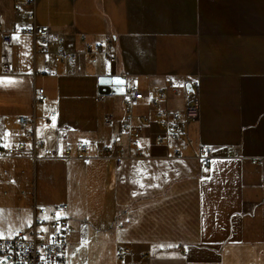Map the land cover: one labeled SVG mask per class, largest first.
<instances>
[{
    "label": "crops",
    "instance_id": "1",
    "mask_svg": "<svg viewBox=\"0 0 264 264\" xmlns=\"http://www.w3.org/2000/svg\"><path fill=\"white\" fill-rule=\"evenodd\" d=\"M16 2L0 0V138H24L18 119L26 116L28 127L55 147L58 126L48 118L57 112L60 125L74 126V143L127 145L125 96L99 93L101 76L120 75L146 94L134 119L143 154L131 147L121 163L2 157L0 209L3 195L13 194L19 214L28 208L34 222L37 207L68 204L65 215L75 228L102 235L111 248L108 264H264V0H37V24L49 25L80 53L75 65L53 64L55 74L47 76L40 74L45 55L22 31L33 23L29 10H15ZM6 32L14 33L11 46L4 43ZM83 35L93 46L113 40L117 61L102 55L93 64ZM8 66L13 74L4 73ZM170 78L179 91L165 105L175 110L185 109L187 84L199 81L200 117L168 145L156 140L162 129L151 96ZM42 87L50 100L35 104V90ZM107 115L114 116L113 125L106 124ZM202 148L211 157L209 167ZM32 162L34 185L26 167ZM38 180L60 191L61 201L39 203ZM29 183L35 188L32 206L23 189ZM106 192L115 209L111 223L102 213ZM76 198L97 201L96 223L74 217ZM80 247L70 243V264H84L74 260ZM124 247L132 254L120 259Z\"/></svg>",
    "mask_w": 264,
    "mask_h": 264
},
{
    "label": "built area",
    "instance_id": "2",
    "mask_svg": "<svg viewBox=\"0 0 264 264\" xmlns=\"http://www.w3.org/2000/svg\"><path fill=\"white\" fill-rule=\"evenodd\" d=\"M36 3L37 0H17L14 5L15 10L21 11L28 8L29 19L33 22L31 26L22 31L35 39V51L45 55V67L41 75H53L55 70L53 64L75 65L80 57L77 51L69 50L66 46V39L54 33L49 25H38L36 22ZM2 25L0 24V30ZM6 46L14 44V33L6 32L3 35ZM85 43V55L93 64H98L100 57L106 56L110 62H116L115 44L113 40H107L103 45L93 46L83 35ZM4 73L13 74L11 67H5ZM37 75V74H35ZM191 87L187 89V101L184 110H175L165 105L171 93H177L179 87L175 79L170 78L168 82L157 88L155 95L151 96V105L156 110L157 122L162 129L156 140L159 143L171 144L181 140L186 134L184 124L197 120L200 117V83L194 80ZM124 100L125 119L123 128L128 134V144H93L88 140H79L74 143L71 134L75 130L69 122L61 125L58 123V113L53 112L48 118V122L58 126L57 144L50 147L45 139L38 137L36 127L29 128L30 119L26 116L19 117V124L23 130L24 138H0V158L27 157L37 160L40 157L60 158L77 156L80 158H105L114 159L121 163L126 156H130L131 147L138 148L140 155L143 154L141 132L134 126L135 109L138 101L144 99L146 94L136 87H128ZM49 96L45 88L35 90V104L49 102ZM146 122L147 118L143 117ZM115 118L107 115L105 122L113 125ZM8 145V146H5ZM91 151L93 154L91 155ZM180 155V152L178 151ZM204 166L209 167L211 157L202 148ZM254 164H262L263 159H254ZM8 173V170H5ZM69 209L68 204L56 205L52 208L37 207L34 224L31 230L20 231L15 236L8 239H0V262L2 264H70V240L69 218L65 212ZM59 213V215H58ZM47 227L52 229L49 233L45 231ZM128 254H132L131 247H124L118 251V257L123 259ZM148 255L143 254L142 260L147 259Z\"/></svg>",
    "mask_w": 264,
    "mask_h": 264
},
{
    "label": "rangeland",
    "instance_id": "3",
    "mask_svg": "<svg viewBox=\"0 0 264 264\" xmlns=\"http://www.w3.org/2000/svg\"><path fill=\"white\" fill-rule=\"evenodd\" d=\"M42 57L38 55V61L40 62ZM29 108V113H32V107L30 104H27ZM136 110H139V107ZM38 112H41V108H38ZM10 113V112H9ZM14 115V114H13ZM50 145V144H49ZM51 146V145H50ZM30 165L26 164L30 172V181L32 185L33 177H34V165L33 162L29 163ZM46 169H51V165L45 167ZM29 183L27 186H24L23 189L28 194L26 197H29L32 200L33 205V196L35 194L34 186ZM12 195L11 196H4L3 195V206L2 212H0V230H3V235L6 237H13L15 236L20 230H24V232L29 231L33 227V218L30 217V210L26 208L22 213L19 214L18 205L12 203ZM38 196L39 203H44V205H51L56 204L61 201L62 193L58 190L51 189L47 184L42 183L38 180V190L36 192ZM2 197V192H1ZM105 199L103 202V219L107 223H111L112 218L114 217V205L110 200L109 193L106 192ZM72 210L70 212L75 211L76 219H88L92 223H96L97 220L100 218V211L97 209V201L92 198L90 201L87 199H73L72 203ZM93 206L94 209H93ZM29 207V206H28ZM21 209V208H20ZM73 220L69 221L70 230H69V240L71 246H75L77 244H81L82 247L79 248V251L76 254L74 260L76 262H82L84 264H108L113 258V252L111 248L108 247V244L104 242L102 235H98L96 233H90L86 230L79 232V229L75 228V223L73 224ZM86 231V232H85Z\"/></svg>",
    "mask_w": 264,
    "mask_h": 264
},
{
    "label": "water",
    "instance_id": "4",
    "mask_svg": "<svg viewBox=\"0 0 264 264\" xmlns=\"http://www.w3.org/2000/svg\"><path fill=\"white\" fill-rule=\"evenodd\" d=\"M119 80L121 83H116ZM191 83H188L186 88L189 89ZM128 88V80L120 75H104L99 78V93L101 95H125Z\"/></svg>",
    "mask_w": 264,
    "mask_h": 264
},
{
    "label": "snow or ice",
    "instance_id": "5",
    "mask_svg": "<svg viewBox=\"0 0 264 264\" xmlns=\"http://www.w3.org/2000/svg\"><path fill=\"white\" fill-rule=\"evenodd\" d=\"M0 83H4V81H0ZM8 83H13L12 81H8ZM116 83H121L119 80H117L116 81ZM55 125V117H53V126ZM0 135H2V134H0ZM5 146H8V145H5ZM135 194V193H134ZM0 212H2V210H0ZM58 215H59V213H58ZM45 231H47L46 229H45ZM8 238H10V237H6V236H4L3 235V230H0V239H8ZM0 264H2V262H0Z\"/></svg>",
    "mask_w": 264,
    "mask_h": 264
}]
</instances>
